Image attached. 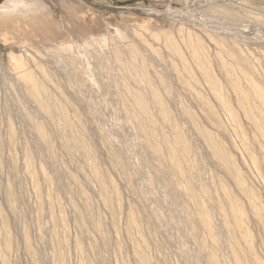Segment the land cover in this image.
I'll list each match as a JSON object with an SVG mask.
<instances>
[{"label": "rangeland", "instance_id": "1", "mask_svg": "<svg viewBox=\"0 0 264 264\" xmlns=\"http://www.w3.org/2000/svg\"><path fill=\"white\" fill-rule=\"evenodd\" d=\"M37 2L42 28L24 42L8 39V24L0 27V264H264V139L253 140L254 125L238 108V120L228 116L185 54L189 79L159 35H198L225 100L236 108L214 53L221 51L239 66L237 77L246 72L264 92V0ZM9 3L0 0V8ZM66 42L70 50L60 45ZM127 44H135L139 57L135 73L122 77L110 53L116 46L129 57ZM16 58L45 82V97L61 108L52 111L53 119L17 78ZM142 74L168 110L162 118L148 84L140 88L156 118L155 143L125 108L133 100L124 82L134 86ZM37 122L46 129V142L32 128ZM198 127L209 131L227 158L212 154ZM179 132L190 151L179 169H171L161 138L176 143ZM82 133L91 151L76 147L74 137ZM229 158L243 189L225 167ZM221 185L245 208L239 227L230 213L217 211L219 204L230 206Z\"/></svg>", "mask_w": 264, "mask_h": 264}, {"label": "bare ground", "instance_id": "2", "mask_svg": "<svg viewBox=\"0 0 264 264\" xmlns=\"http://www.w3.org/2000/svg\"><path fill=\"white\" fill-rule=\"evenodd\" d=\"M37 1L36 0H10V3L7 5L6 8H0V22H1L0 27L4 28L5 24H8L10 27H12L11 29H9L8 34L6 35L8 37V39H16L18 41L19 40L23 41L25 39H28V37H26L28 33L32 34L34 32L39 31L42 28V25H39L38 23H39V20L41 17L40 11H43V10H41L43 8L41 6V3L37 2ZM44 6L45 5H43V7ZM142 23H140V24H142ZM169 29H171V28H169ZM117 30L118 29H116V35H117ZM0 32H1V30H0ZM118 34H121V33L118 31ZM159 35L163 36V38H165V40H166L165 46L168 47L167 49L168 50L170 49V51H172L177 56L181 65L183 66V70H185L187 72L189 79H192V75H191L192 72L190 69V65H188V63H187V59H186L185 54H188L190 60L193 62L194 65H196L199 76L201 75V77L203 79H205V81L208 83L214 98L218 101L219 105L226 110L228 116H230V118H232L233 120H236L238 115L236 112L237 110H235V109L238 108V110H240L242 112L245 119L254 125L255 132H254V135L252 136L253 140L259 141V139H261V138L264 139V92L260 88V86H258L257 83L253 82V80L249 77V75L246 72H244V73L241 72L242 73L241 77L238 76L239 77L238 78L236 76V73L239 70L238 69L239 66L233 62H230V61L227 62L225 60V58L223 57V54L221 53V51L214 53V54H216L214 61L219 65L220 70L225 74L226 79L228 80L229 88L235 94L236 108H232L228 104V102L225 100L224 95L221 92V89H220V83L221 82L219 83V81L216 79V77L214 78V75H212V72H213V71H211L212 65L209 64V61L207 60L208 58H206V54H205L206 49L203 46L201 39L197 38L198 35L194 36L192 34L191 35L187 34L186 37H184L180 40L175 39L174 38L175 36L173 37L171 35L170 31H168V32L163 31L161 34L159 33ZM30 36H32V35H30ZM118 36L119 35H117V37ZM180 36L181 35L179 34V37ZM31 38H33V37H31ZM101 42H103V41H101ZM125 43H127V42H125ZM60 45H64L63 48L65 50L71 49V43H69V42L68 43L66 42L63 44L60 43ZM134 45L133 44H127V46L125 48L126 51L128 52L129 57L124 56V54L126 52H124L123 49L116 47V46L111 47V53L110 54L114 55L115 61L117 63V67L119 68V75H121L122 77H125V75H127V74L132 75L135 73V70H136V67H134L135 63L137 65V61L135 62V60L138 59L139 52H137V49ZM58 46H59V44H57V47ZM263 57H264V53H263ZM92 58H93V56H92ZM17 59L18 58L15 59V63H14L15 69H16L17 74H18L17 78L20 81H23L27 85L26 88H28V95L30 96V99L34 100L35 103L38 104V107L41 110V112L44 113V115L48 119H53L52 117H53V115H55V113H52V111L61 110V108H59V106L55 104V101L51 102V101L47 100V98L45 97V95H46V93H45L46 89L44 87L45 82L42 85L41 82L38 81L34 77L33 73L30 70L23 69V64L21 62V59L20 60H17ZM72 59H74V58H72ZM109 59H112V58H110V56H109ZM127 59H130V60H127ZM87 65L85 63L84 68H85V66H87V68H89V71H90L91 66H89L88 63H87ZM141 67H143V66H141ZM39 69H38V71H41V73L45 72L41 67H39ZM76 69L77 68L75 67V70ZM93 69H95V68H93ZM70 71H71V69H70ZM89 71H87V72L89 73ZM93 74H94V72H93ZM142 75H139L140 78L136 80V85H134V86L130 85L129 83L124 82V89L127 92V94H129L130 97H132L131 99L133 100L132 108L129 105L126 106L125 108H126V111L129 112L130 118H132L136 122V125L138 126V128L141 130V132H143L145 137H147V140L149 142L153 141L152 143H155L156 141H154V140H156L155 139L156 134L154 132V128H155L154 123L156 121L155 120L156 118H155V115L153 114V112L150 110V107H148L147 97L144 96V94L141 92L140 88L144 85L147 86V84H148V86H149L148 89L150 92L149 93L150 100H152L157 105L158 111H159L162 118L165 119L166 117H168L167 116L168 110L166 109L164 99L159 94L156 87L152 84L151 81H149L148 79L145 78V76H144L145 74L143 75L144 77ZM90 76H91V74H90ZM88 77H87V79H90L91 82H94L96 80V79L94 80V77H92V76H91L92 78H88ZM17 78H15V79H17ZM241 78H242V80H244L245 86L241 84V82H242ZM158 81H160L161 84L164 83L161 80V78H158ZM24 83H22V84H24ZM203 104L208 109L209 114L213 115L214 110L211 108L209 103L205 102ZM183 112L185 115H187L189 117L191 122L194 124L195 120H194L193 114H191V112L187 109L186 110L184 109ZM57 114L62 115V117L66 116L65 113H58L57 112ZM64 125L66 127L67 126L71 127L72 125H71L70 119L67 120L66 123L64 122ZM197 126H198V124H197ZM32 128H33V130H35L36 134L39 136L41 141H43V142L47 141V132L41 123H39V122L35 123ZM207 131L204 128L198 129L199 136H201L203 139H205V141H207V143L210 145V147L212 146L211 148L214 149V153L212 152V154H214L215 156H219V158L220 157H226L227 158L228 155L222 152L223 149L220 147L221 145L220 146L218 144L216 145L215 144L216 142H214V139L212 138L211 134L208 133L209 131L208 132ZM81 135H83V133L82 134H76V136L74 137V143H76L75 144L76 147H79L81 150L91 151V150H89L91 148V143H88L85 139V136L83 137ZM176 136H177V138H176L177 141H176V143H172V144L170 142H168L167 140H165L164 138H161V139H163V143L165 144L164 146H166V148L168 150V155H170V158H171L170 159V163H171V167H172V168L170 167L171 169L178 168L180 158L182 159L187 154V152L190 151V144H189L188 140L186 138H184V136L180 132L178 135L176 134ZM150 146L153 148L154 151H157L156 150V146H157L156 144L153 145L150 143ZM90 153L86 152V154H88V155ZM27 154H29V153H27ZM25 156H26V154H25ZM229 157H231V156H229ZM27 158H28V156H27ZM92 164L95 165V163L93 161H92ZM225 167L228 168V170L230 171L232 176L234 175L235 183L237 184L236 186L239 189H243L244 184L242 183L243 180H242V177L240 174L241 172H239L238 168H236V166L233 163V160L230 161V158H229V161ZM100 179H101V177H100ZM221 190L223 191V194L227 198H229L230 206L228 209H225L219 204L217 211L223 217H228L226 215L230 213L233 217L234 226L239 227L240 223H241V218L245 214V208H244L242 202L238 198L231 196L230 192H228L227 188L224 185H221ZM253 204L255 206L254 202H253ZM254 209H256V208H254ZM186 217L188 218V215ZM208 218H209V215L206 214V215H204V217H202L200 219L205 224L206 220ZM209 258L213 263L216 262V258L214 257V255L212 253H210ZM237 264H240V263L237 262Z\"/></svg>", "mask_w": 264, "mask_h": 264}]
</instances>
